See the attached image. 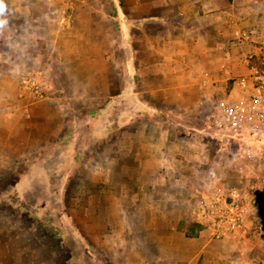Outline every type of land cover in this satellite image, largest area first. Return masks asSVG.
Returning <instances> with one entry per match:
<instances>
[{"label": "crops", "instance_id": "0c3cea01", "mask_svg": "<svg viewBox=\"0 0 264 264\" xmlns=\"http://www.w3.org/2000/svg\"><path fill=\"white\" fill-rule=\"evenodd\" d=\"M120 1L123 5L121 14L129 8L140 17L134 21L137 34L144 33L142 24L147 21L154 25L151 28L157 27L160 21L170 24L173 21L174 29L166 32L167 37H174L175 29H178L188 39L180 51H175L177 46L172 45L163 52V48L152 42L151 55L165 53L170 61L160 64L154 60L150 64L151 70L166 68L172 71L175 56L180 53L183 78L176 81L169 74L167 84L158 86L167 92V96L159 101L166 103V110L152 102L136 101L140 108L134 113L137 117L183 118L186 114L173 106L181 92H201L204 96L211 92L223 98L229 87L228 80L248 72L246 58L260 54L264 48V0ZM104 7L100 0H0V39L4 40L1 49L12 57L7 69L30 70V62L33 65L37 62L34 56L37 53L42 56V61L48 55L71 56V63L75 64L73 70L85 64L88 66L84 69L106 71V108L102 111L106 109V118L111 122V117L118 118L117 127H106L109 143H106V209L110 213L114 207L119 215L120 236L126 238L127 246L136 247V255L128 262L251 264L256 251L264 252V231L245 242L215 240L197 223L196 198L207 193L217 182L206 179L207 171L202 176L196 174V159L194 154L191 155L188 137H177L175 128L170 126L152 124L135 127L134 137L127 139L129 128L124 123L129 114L123 110L126 102L121 101L125 80L117 78L120 62L115 61L114 55L115 29ZM162 14L172 20L161 19ZM123 17L130 19L126 13ZM240 31L249 32V37L240 38L237 34ZM154 34L151 32L150 38L157 37L160 31L156 36ZM89 37L106 42L87 44L90 49L87 51L83 39ZM65 40H70L71 50ZM18 56H22L23 65H16ZM80 58H86V62ZM134 70L143 73V64L134 62ZM205 72L209 73V80L203 76ZM137 80L142 86V80ZM115 85L118 89L109 90ZM0 101V119L5 121V128L0 130V135L5 136L3 141L0 140L2 150L28 153L56 143L66 133L68 124L61 115L65 105L59 99L31 102L22 93H16L0 96ZM117 103L120 111L115 116L112 110ZM180 130L187 134L184 128ZM116 131L120 135L118 142L114 138L111 141ZM111 147L117 150V159L111 160L107 155ZM132 218L140 221L132 226ZM106 229L110 237L116 231L110 225H106ZM191 229L194 236H188Z\"/></svg>", "mask_w": 264, "mask_h": 264}, {"label": "rangeland", "instance_id": "374dc122", "mask_svg": "<svg viewBox=\"0 0 264 264\" xmlns=\"http://www.w3.org/2000/svg\"><path fill=\"white\" fill-rule=\"evenodd\" d=\"M100 1H103L104 10L110 15L115 29V61L122 63H119L117 78L125 80L121 101L126 102L122 109L129 114L124 123L129 128L127 139L134 137L133 130L138 126L154 124L175 128L173 131L177 137H188L191 155L194 154L196 159V174L202 176L207 171L206 179L217 182L216 185L237 184L239 179L232 154L246 150L260 153L264 141L245 133L225 135L218 131L209 118L220 97L211 92L205 96L201 92H181L173 106L186 114L183 118H142L134 114L140 109L136 101L141 100L166 110V103L159 101L167 96V92L158 86L167 84L169 74L176 81L183 78L180 53L174 57L172 71L166 68L151 70L150 64L154 60L160 64L170 61L165 53L151 55L152 42L163 48V52L172 45L177 46L175 51H180L188 39L178 29H175L174 37H167L166 32L174 29L173 21L171 24L160 21L153 28L152 22L147 21L142 24L144 33L137 34L134 21L140 17L126 8L124 12L130 19H124L125 13H120L123 6L120 0ZM165 14L161 19L172 20ZM158 30L160 34L150 38L151 32L156 34ZM3 41L0 39V68H3L0 69V96L22 93L31 102L59 99L65 105L61 115L68 127L56 143L43 149L25 153L0 148V264H134L127 260L136 255V247L127 246L124 243L126 238L120 236L119 215L114 207L110 213L106 209V127L118 126L117 117H111V122L106 118V109L102 111L106 108V71H90L84 69L88 66L85 64L73 70L75 64L71 63V56L48 55L42 61V56L37 53L34 55L37 62L34 65L30 62V70L7 69L12 57L3 53ZM69 41L65 40V43L71 50ZM83 41L86 47L87 44L106 42L91 37ZM85 50L90 51L88 47ZM18 57L16 65H23L22 56ZM85 60L80 58L82 62ZM134 62L143 64V73L134 70ZM24 76L45 90L46 98H35L29 92L25 95ZM137 79L142 80V86ZM110 89H118V86ZM116 106L112 110L115 116L120 111L118 103ZM4 124L5 121L1 120L0 130L5 128ZM180 128H184L187 134ZM4 138L0 135V140ZM112 138L118 142L119 132L111 136V141ZM107 155L111 160L118 158L113 147ZM191 184L194 186V181ZM138 221L140 219L132 218L130 223L134 226L132 223ZM106 225L116 230L112 237ZM260 259H264V252L256 251L251 264H259Z\"/></svg>", "mask_w": 264, "mask_h": 264}, {"label": "built area", "instance_id": "2783aa9c", "mask_svg": "<svg viewBox=\"0 0 264 264\" xmlns=\"http://www.w3.org/2000/svg\"><path fill=\"white\" fill-rule=\"evenodd\" d=\"M237 34L242 39L249 37L246 31ZM246 63L248 72L228 80L227 94L216 101L209 119L225 135L245 133L264 141V48L258 55H249ZM203 76L209 80L208 72ZM22 84L24 93L46 98L45 90L28 76ZM232 158L240 182L228 187L218 184L199 195L194 212L197 223L212 239L242 242L264 231V149L260 153L236 152Z\"/></svg>", "mask_w": 264, "mask_h": 264}, {"label": "trees", "instance_id": "16d2710c", "mask_svg": "<svg viewBox=\"0 0 264 264\" xmlns=\"http://www.w3.org/2000/svg\"><path fill=\"white\" fill-rule=\"evenodd\" d=\"M195 235V233H194V230L193 229H191L190 231H188V236H194Z\"/></svg>", "mask_w": 264, "mask_h": 264}]
</instances>
